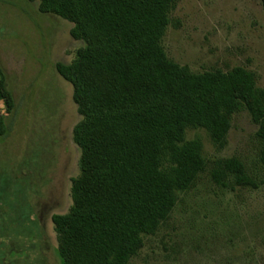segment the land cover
Masks as SVG:
<instances>
[{
    "label": "trees",
    "instance_id": "16d2710c",
    "mask_svg": "<svg viewBox=\"0 0 264 264\" xmlns=\"http://www.w3.org/2000/svg\"><path fill=\"white\" fill-rule=\"evenodd\" d=\"M29 1L72 22L84 42L72 63L56 65L82 117L73 133L81 149L73 206L52 217L64 264H131L203 177L233 192L259 187L241 158L208 157L201 137H188L202 129L220 151L235 115L247 111L264 168V87L256 74L242 66L194 71L167 54L163 40L182 0ZM0 76V102L13 114L1 61ZM9 132L0 115V139Z\"/></svg>",
    "mask_w": 264,
    "mask_h": 264
},
{
    "label": "rangeland",
    "instance_id": "374dc122",
    "mask_svg": "<svg viewBox=\"0 0 264 264\" xmlns=\"http://www.w3.org/2000/svg\"><path fill=\"white\" fill-rule=\"evenodd\" d=\"M171 20L163 40L170 58L194 71L242 66L264 87L262 0H182ZM73 28L43 13L39 1L0 0V61L16 101L13 114L0 102L10 125L0 139V264H64L52 217L73 206L81 172L73 133L82 117L56 65L72 63L84 46ZM257 130L247 111L236 114L220 151L204 130L189 131V138L201 137L208 157L241 158L259 187L233 192L203 177L131 264H264Z\"/></svg>",
    "mask_w": 264,
    "mask_h": 264
},
{
    "label": "flooded vegetation",
    "instance_id": "af4514ba",
    "mask_svg": "<svg viewBox=\"0 0 264 264\" xmlns=\"http://www.w3.org/2000/svg\"><path fill=\"white\" fill-rule=\"evenodd\" d=\"M35 217L37 218V217H39V215H37V216L35 215ZM41 221H42V220L39 218V223H40V225H41V229H40V230H41V232H43V228H42V224H41L42 222H41ZM41 237H42V235H41Z\"/></svg>",
    "mask_w": 264,
    "mask_h": 264
}]
</instances>
